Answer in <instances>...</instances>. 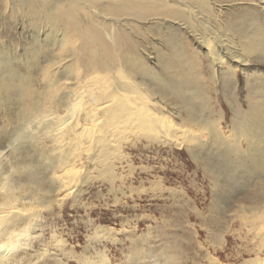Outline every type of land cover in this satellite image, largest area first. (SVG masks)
<instances>
[{"label": "bare ground", "instance_id": "6f19581e", "mask_svg": "<svg viewBox=\"0 0 264 264\" xmlns=\"http://www.w3.org/2000/svg\"><path fill=\"white\" fill-rule=\"evenodd\" d=\"M5 3L30 18L34 31L24 54L0 51V264H110L98 247L96 261L76 257L53 223L67 203L81 204L94 181L113 190L117 181L124 183L118 171L129 166L126 150L136 144L184 148L217 196L251 190L240 196L241 204L251 206L239 219L257 244L243 264H264V79L248 74L250 57L264 49L263 24L246 30L236 16L229 32L239 50L230 40L211 37L214 12L221 15L224 8L214 0ZM255 4L264 7L261 0ZM133 22L170 23L190 32L203 56L170 45L149 66L137 54ZM205 25L209 29L198 34ZM156 30L163 38L165 32ZM239 74L251 96L248 110L232 102ZM215 86L223 98L211 95ZM221 99L231 111L232 135L214 108ZM224 200L220 196L219 204ZM104 232L97 228L94 239Z\"/></svg>", "mask_w": 264, "mask_h": 264}, {"label": "rangeland", "instance_id": "374dc122", "mask_svg": "<svg viewBox=\"0 0 264 264\" xmlns=\"http://www.w3.org/2000/svg\"><path fill=\"white\" fill-rule=\"evenodd\" d=\"M5 1L0 0V51L6 48L11 55L24 54L22 50L30 44L34 31L28 24L31 19L8 8ZM245 1L249 2L214 0L217 6L224 8L221 15L214 12L213 39L219 36L230 40L240 50L238 41L229 32L236 16L239 23L244 21L246 30L254 29L252 24L255 23L264 26V7L251 6L254 0ZM133 25L135 29L139 28L136 44L140 50L137 54H143L149 66L155 55L165 52L170 45L183 53L192 49L203 56L196 36L170 23L141 26L133 22ZM157 27L165 32L163 38L158 35ZM170 29L173 32L168 31ZM206 29L209 26L198 27V34ZM174 34L178 37L173 38ZM259 51L250 57L248 74L263 81L264 58L260 56L264 55V49L261 47ZM202 69L207 75L206 68L203 66ZM218 88L220 90V86H215L211 95L223 98V93L216 90ZM234 94L232 102L248 110L250 95L243 74L238 75ZM214 108L223 113L220 121L223 130L234 134L229 105L221 99L220 104L214 101ZM126 152L130 154L131 162L125 170L118 171L125 175L124 183L117 181L113 190L107 182L94 181L86 187L79 206L67 203L62 217L54 220V233L58 238H64L66 248L72 249L76 257L87 256L96 261V247L104 252L110 264H243L254 257L249 252L255 248L256 240L248 230L241 229L239 219L245 208L251 206L241 204L240 196L252 195L251 190L242 195L237 190L228 193L222 190L217 196L213 181L196 166L184 148L136 144ZM220 196L227 200L219 204ZM99 227L107 235L96 241L94 235ZM50 230L45 232L48 241L53 234ZM138 250L144 256L137 255ZM69 264L81 263L73 259Z\"/></svg>", "mask_w": 264, "mask_h": 264}]
</instances>
